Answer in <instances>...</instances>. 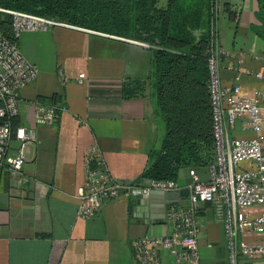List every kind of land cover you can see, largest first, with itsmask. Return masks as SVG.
Returning <instances> with one entry per match:
<instances>
[{
  "label": "crops",
  "instance_id": "obj_1",
  "mask_svg": "<svg viewBox=\"0 0 264 264\" xmlns=\"http://www.w3.org/2000/svg\"><path fill=\"white\" fill-rule=\"evenodd\" d=\"M224 5L215 22L214 45L264 75V60L245 56L264 57V0H224ZM195 35L199 39L201 32ZM17 45L40 73L19 92L16 124L34 126L38 142L29 146L19 174L0 165V264H141L135 243L173 235L167 207L180 204L163 192L146 200L121 195L95 217L82 219L78 191L94 146L111 178L123 184H139L162 148L166 131L157 110L149 46L63 26L24 32ZM222 66L223 84L231 86L234 74ZM81 75L87 78L84 84L78 82ZM259 89H264V81L243 79V96ZM55 97V105H64L66 111L53 125H35L36 104ZM240 125L230 128L233 136H253ZM197 171L208 180L207 167ZM200 228L201 264H229L215 204H203ZM241 238L264 242V236L251 232ZM239 259L240 264H264V257ZM157 264L176 260L162 250Z\"/></svg>",
  "mask_w": 264,
  "mask_h": 264
},
{
  "label": "built area",
  "instance_id": "obj_2",
  "mask_svg": "<svg viewBox=\"0 0 264 264\" xmlns=\"http://www.w3.org/2000/svg\"><path fill=\"white\" fill-rule=\"evenodd\" d=\"M224 0L215 1L217 13ZM11 17L15 40L0 33V165L19 174L26 165L28 148L38 142L35 127L13 126L20 115L19 92L39 76L36 65L26 59L17 45L24 32L49 31L54 27H75L54 19L13 10L0 9ZM210 58V90L213 105L215 157L207 167L208 180L203 181L196 169H188L192 179L188 205H173L166 217L174 225L171 236L153 237L135 243L141 264H157L159 254L167 250L176 264H201L199 240L201 209L205 203L216 206L228 242L229 264H240V256L249 260L264 257V242L250 243L242 239L251 232L264 236V89L253 96H243L245 77L264 81V75L235 59L225 65L234 74L231 86H224L220 58L232 56L215 46ZM255 60L264 57L246 54ZM86 76L78 78L84 84ZM64 105L36 104L35 125H53ZM241 124V130L253 136L237 137L230 128ZM98 167L93 168L92 164ZM178 180H151L145 184H123L113 180L103 166L100 150L94 146L86 158V178L78 191L79 217L91 219L103 206L121 195L148 199L154 192L178 193Z\"/></svg>",
  "mask_w": 264,
  "mask_h": 264
},
{
  "label": "trees",
  "instance_id": "obj_3",
  "mask_svg": "<svg viewBox=\"0 0 264 264\" xmlns=\"http://www.w3.org/2000/svg\"><path fill=\"white\" fill-rule=\"evenodd\" d=\"M215 1L167 0L163 5L162 0H0V9L30 13L149 46L157 110L166 133L160 152L139 182L145 184V180H178L181 170H198L214 162L209 67L218 16ZM8 25L0 22V33L11 39V20ZM196 32H201L199 39ZM234 60L233 55L220 58L221 65ZM40 102L55 105L58 99Z\"/></svg>",
  "mask_w": 264,
  "mask_h": 264
},
{
  "label": "water",
  "instance_id": "obj_4",
  "mask_svg": "<svg viewBox=\"0 0 264 264\" xmlns=\"http://www.w3.org/2000/svg\"><path fill=\"white\" fill-rule=\"evenodd\" d=\"M147 181V183H149ZM179 184L181 186V190L178 193H164L167 198L175 203H178L180 205H188L189 200H187L190 196V188L189 186L192 184V179L189 177V170L183 169L180 171L179 176ZM170 209V205L167 207V210Z\"/></svg>",
  "mask_w": 264,
  "mask_h": 264
},
{
  "label": "rangeland",
  "instance_id": "obj_5",
  "mask_svg": "<svg viewBox=\"0 0 264 264\" xmlns=\"http://www.w3.org/2000/svg\"><path fill=\"white\" fill-rule=\"evenodd\" d=\"M10 17L7 15V14H4V13H1L0 12V22H4V23H7L9 24L8 26H10ZM10 39V38H9ZM14 34L12 35V38L10 40H14Z\"/></svg>",
  "mask_w": 264,
  "mask_h": 264
}]
</instances>
